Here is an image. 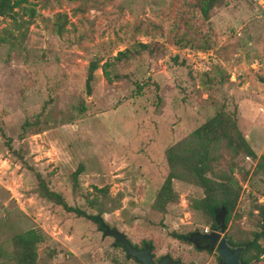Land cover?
I'll list each match as a JSON object with an SVG mask.
<instances>
[{"label":"rangeland","instance_id":"374dc122","mask_svg":"<svg viewBox=\"0 0 264 264\" xmlns=\"http://www.w3.org/2000/svg\"><path fill=\"white\" fill-rule=\"evenodd\" d=\"M0 16V264H16L13 236L39 230L34 264H139L89 220L39 197L34 174L67 205L95 213L85 196L103 199L109 229L132 244L151 242L153 260L220 264L200 241L186 245L170 232L198 234L210 219L190 207L201 189L172 180L177 199L152 209L166 173L165 148L185 140L217 110L236 125L255 157L232 156L223 142L213 172L239 187L221 235L257 231L264 204V13L242 0H219L204 19L195 0H27ZM137 43H145V50ZM207 43L206 49L199 46ZM130 54L111 61L117 51ZM109 62L110 81L87 62ZM81 165L72 188L71 172ZM95 187V188H94ZM115 201V202H114ZM106 206V207H107ZM207 229V232L203 230ZM264 247V239L260 241ZM251 264H264V258Z\"/></svg>","mask_w":264,"mask_h":264},{"label":"trees","instance_id":"16d2710c","mask_svg":"<svg viewBox=\"0 0 264 264\" xmlns=\"http://www.w3.org/2000/svg\"><path fill=\"white\" fill-rule=\"evenodd\" d=\"M27 2V0H0V16L14 19L19 9L25 10L31 16L33 9L24 5ZM218 2L219 0H195L194 3L200 15L204 19H208L209 11ZM137 47L138 49L145 50L147 45L145 43H137ZM199 47L206 49L207 43ZM129 54L128 49L117 51L111 57V61L126 58ZM86 65L85 89L87 93L91 90V81L97 68L101 69L102 75L107 80H111L107 69L109 62L103 61L98 65L97 61L92 59ZM263 80L261 79V82ZM242 135L236 125V117L223 109H219L212 116L197 125L185 140H180L174 145L165 148L163 156L166 173L154 196L151 204L152 209L162 213L168 203L176 201L177 193L172 189V180L176 179L182 183L191 184L201 189V197L192 198L190 200V207L210 219V230L218 229L220 225L225 227L227 222L232 218V212L239 196V187L228 174L218 173L217 176L215 175L213 166L220 159V154L213 151L212 148L215 143L221 141L226 148L231 150L232 156L242 153L247 157L254 158L255 154L253 150ZM262 164H264V157L260 156L258 163H256V168H260ZM81 170V165L78 164L71 172L72 188L76 186V177ZM34 177L36 181L35 192L39 197L53 203L54 206L64 213L91 221L97 230L102 231L104 234V230L108 227L104 224L100 213L109 212L116 206V203H113V206H107L109 200L104 190L94 187L103 196V199H100V201L96 197H84L88 206L95 209V213H86L81 208L67 205L58 192L48 187L40 173L36 172ZM255 213L256 217H258V230L250 231L249 238L243 237L236 240L230 235L224 236L227 244L230 246L244 247L240 254V262L242 264H251L253 260L259 261L261 258H264V247L260 245V241L264 239V204L256 205ZM170 236L186 245L191 244L194 240H200V234L192 231L186 234L170 232ZM43 239L44 235L39 230L30 229L19 232L13 236L14 248L7 256L13 258L16 264H34L36 260V246ZM126 240L135 248L143 247L144 245L152 247L149 240L142 241L140 246L132 244L127 238ZM113 245L119 247L125 253L123 246L115 242L114 239ZM216 257L217 261H219L218 256Z\"/></svg>","mask_w":264,"mask_h":264},{"label":"water","instance_id":"95a60500","mask_svg":"<svg viewBox=\"0 0 264 264\" xmlns=\"http://www.w3.org/2000/svg\"><path fill=\"white\" fill-rule=\"evenodd\" d=\"M223 230L224 226L220 225L218 231L200 234V238L207 242V246L204 248L214 250L220 264H242L240 262V254L244 247L227 244L225 237L220 234ZM104 235L120 243L125 250V256L131 257L139 264H180L178 260H170L167 255L161 256L156 262L153 261L149 245H144L142 248L132 247L124 235L115 229L109 230L106 228Z\"/></svg>","mask_w":264,"mask_h":264},{"label":"built area","instance_id":"2783aa9c","mask_svg":"<svg viewBox=\"0 0 264 264\" xmlns=\"http://www.w3.org/2000/svg\"><path fill=\"white\" fill-rule=\"evenodd\" d=\"M230 1V0H226ZM251 7H253L255 10L260 11L264 13V0H242ZM204 232H207V229L203 230Z\"/></svg>","mask_w":264,"mask_h":264},{"label":"flooded vegetation","instance_id":"af4514ba","mask_svg":"<svg viewBox=\"0 0 264 264\" xmlns=\"http://www.w3.org/2000/svg\"><path fill=\"white\" fill-rule=\"evenodd\" d=\"M199 239H200V240H199L200 242H203V243H205V244L207 245V242H206L205 240H202L201 238H199ZM139 248H142V247H139ZM157 260H158V259H157ZM157 260H154V261L156 262ZM170 260H173V259L170 258Z\"/></svg>","mask_w":264,"mask_h":264}]
</instances>
